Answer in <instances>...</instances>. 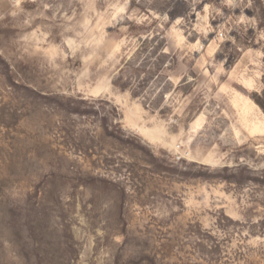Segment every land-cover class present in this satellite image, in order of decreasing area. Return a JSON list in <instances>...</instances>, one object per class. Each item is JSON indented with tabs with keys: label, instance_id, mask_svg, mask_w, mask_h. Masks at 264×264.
Returning a JSON list of instances; mask_svg holds the SVG:
<instances>
[{
	"label": "rangeland",
	"instance_id": "obj_1",
	"mask_svg": "<svg viewBox=\"0 0 264 264\" xmlns=\"http://www.w3.org/2000/svg\"><path fill=\"white\" fill-rule=\"evenodd\" d=\"M0 264H264V0H0Z\"/></svg>",
	"mask_w": 264,
	"mask_h": 264
}]
</instances>
